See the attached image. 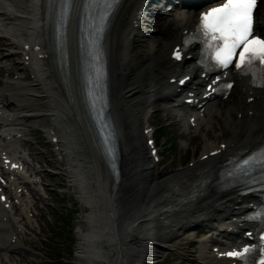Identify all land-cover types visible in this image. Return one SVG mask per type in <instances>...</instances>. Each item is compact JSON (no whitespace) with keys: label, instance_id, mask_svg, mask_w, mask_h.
I'll return each mask as SVG.
<instances>
[{"label":"bare ground","instance_id":"6f19581e","mask_svg":"<svg viewBox=\"0 0 264 264\" xmlns=\"http://www.w3.org/2000/svg\"><path fill=\"white\" fill-rule=\"evenodd\" d=\"M136 1L121 2L111 20L107 35L111 111L117 121L125 161L119 184L113 183L109 173L103 172L97 165V157L91 144L90 149L85 145L83 137L87 135V130L84 121L81 120L79 124L69 118L68 122L64 123L67 119L64 121L62 114L68 111V107L60 89L53 85L55 84L53 79L47 76L48 72L42 69L39 61L31 62L35 80L25 97L26 108L32 114L49 116L65 148L70 172L69 182L72 184L70 188H75L80 203L90 210L85 216V230L79 229L77 232L80 245L76 256L83 264H156L161 255L167 251V243L159 242L164 237L159 235L163 234V231L159 232L163 226H169L171 221L185 226L196 223L195 218L202 216L216 218L224 214L229 206L236 205L233 201L239 197L237 193L214 191L211 185L220 170L227 166L228 161L234 160L264 138V102L258 99L247 103V94L241 92L237 99L230 103L226 101L220 108L214 104L213 117L207 123L211 124L213 120L214 124V121L222 116L227 128L233 130V136L224 142L225 145L227 144L226 149L209 164L199 166L195 172L180 171L181 175L188 173L183 178L186 183L166 189L174 184L168 183L174 179L173 175L157 181L155 166L150 162L140 131L139 112L143 103L142 100L135 98L138 94L143 96L149 94L146 90L149 85H152L151 89L162 85L165 76L170 75L171 70L163 47L158 48L157 51L152 49L150 57L143 58L137 64H133L128 58L127 52L130 46L126 41L130 32L124 30V27H128V15ZM262 4L259 20L264 14V0ZM3 5L14 10L19 7L26 8L24 13L29 24L23 36L30 44H37L42 40L37 12L39 5L35 0H5ZM19 13L15 12L18 21L23 17ZM5 14L8 19L13 18L8 12ZM187 21L191 23L189 18ZM72 29L73 24L71 33H73ZM161 33L175 39L178 30L172 29L167 32L162 27L159 35ZM160 38L161 35L157 36V40L160 41L159 46L162 42ZM70 50L71 82L77 110L80 111L73 42L70 44ZM143 83L148 85L143 86ZM244 89L246 93L253 91L248 84L244 85ZM252 97L257 98L258 95L252 94ZM41 101L45 105L36 108L35 102ZM23 113L29 116L27 111ZM237 114H241L242 118L233 120ZM185 135L188 133L185 132ZM208 145L209 142H206V146ZM215 148L219 146L213 147V150ZM203 258L205 263L201 264H226L222 261L213 262L211 254H204Z\"/></svg>","mask_w":264,"mask_h":264},{"label":"snow or ice","instance_id":"6c2138e0","mask_svg":"<svg viewBox=\"0 0 264 264\" xmlns=\"http://www.w3.org/2000/svg\"><path fill=\"white\" fill-rule=\"evenodd\" d=\"M70 4L71 0H65ZM89 5L99 14L100 24L94 25L97 32H102L110 10L119 0H88ZM257 0H222L215 7L201 14L195 33L191 39L185 40V46L193 42L201 45V61L207 60L206 68H228L233 65L244 75L253 76V83L257 80L264 87V38L254 35V10ZM102 10V11H101ZM181 49L175 52V58L180 60ZM183 83V81H181ZM232 85H226L230 88ZM105 146L110 137H103ZM108 154L114 155V150L107 148ZM264 163V153L261 154ZM249 161H244L248 165ZM264 180V177L261 178ZM249 249L243 252H229L228 256L244 260ZM264 264V258L259 261Z\"/></svg>","mask_w":264,"mask_h":264},{"label":"rangeland","instance_id":"374dc122","mask_svg":"<svg viewBox=\"0 0 264 264\" xmlns=\"http://www.w3.org/2000/svg\"><path fill=\"white\" fill-rule=\"evenodd\" d=\"M261 5H262V3H261ZM133 59L134 60H131L132 63H138L139 61H141L140 59H137L136 57H133ZM159 117H160V115H156L155 116V121H157L158 124H160V125L164 124V122L160 123V118ZM218 123L219 122H215L213 138H215V136L219 137V139H218L219 141H223L226 138L228 139L229 138L228 136H230L231 130H228L224 124H222L221 128H220V124H218ZM172 134H176V131L174 129L172 130ZM164 139H166V138L164 137L162 139V141ZM199 144H200V142H199ZM192 150L193 149H191L189 151L190 154L192 153ZM183 155H184V162H186L187 155L185 154V151L183 152ZM167 156H168V160L167 161H169L170 165L168 166V168L166 170H169L171 168H180L181 165H180L179 160H178L179 156H177V158H174L171 155H167ZM75 209L77 210V215H78V218H79V220H78L79 221V226L83 228V224H84L83 221L85 220V215H86V213L89 212V209L86 208L85 206H83L82 203H80V202L77 203V205L75 206ZM59 222L64 223V220L61 218L59 220ZM84 228H85V226H84ZM79 243H80V240L77 237V244L70 249V254H68L67 250H63L62 251L61 254L63 256L68 254L67 264H83L82 261H80L79 259L76 258V250H77V246L79 245ZM180 248L184 249V246L180 245ZM172 258H174V259H172ZM161 260H162V258H161ZM181 261H186L184 256H178V254H176L175 252L168 251L166 253L165 258H164V263L163 264H178Z\"/></svg>","mask_w":264,"mask_h":264}]
</instances>
